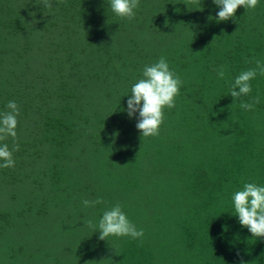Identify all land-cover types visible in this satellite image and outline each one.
Segmentation results:
<instances>
[{"label":"trees","instance_id":"16d2710c","mask_svg":"<svg viewBox=\"0 0 264 264\" xmlns=\"http://www.w3.org/2000/svg\"><path fill=\"white\" fill-rule=\"evenodd\" d=\"M51 3L0 0V112L9 101L20 111L15 167L0 168V239L49 224L45 245L15 233L0 242V264H264V239L240 225L232 199L245 183L264 186V76L230 95L264 62V0L220 23L213 0H140L131 22L109 0ZM162 56L180 94L159 136L141 138L128 95ZM116 204L142 242L99 239Z\"/></svg>","mask_w":264,"mask_h":264},{"label":"clouds","instance_id":"9594fccd","mask_svg":"<svg viewBox=\"0 0 264 264\" xmlns=\"http://www.w3.org/2000/svg\"><path fill=\"white\" fill-rule=\"evenodd\" d=\"M109 2L111 11L116 16L131 22L135 18V10L138 8L140 0H109ZM189 2L199 5L201 0H189ZM213 3L220 9L217 13V23L229 20L236 22L235 14L238 8L243 7L246 11L255 10L259 0H213ZM42 4L46 9H51L53 6L51 0H42ZM212 19L213 17H208L209 21ZM33 23H36V21H33ZM255 65L254 68L241 72L235 78L230 89L233 104L240 97L251 94V81L258 74L264 76V62L256 60ZM217 76L221 79L224 78V66L220 67ZM181 85L180 77L170 70L169 64L163 56L157 62L144 67L143 78L132 86L131 94L128 95L127 100L129 118L139 113L136 128L141 133V138L159 136L161 125L164 123V110L166 108L171 110L176 107V98L180 94ZM258 103L259 97H256L251 103L242 101L239 107L251 111ZM7 109L8 111L0 112V142L12 138L14 146L10 150L7 143H0V168L15 167L13 152L19 151V144L15 143L18 126L17 117L20 115L19 106L15 101H9ZM118 135V132L114 133V136ZM232 199L240 225L247 228L252 237L264 239V186L245 183L243 190L236 191ZM82 203L84 207H91L101 204L103 201L99 198L95 201L85 199ZM87 224L89 227L93 226L92 221H88ZM98 231L100 233L99 239L102 241L108 237H130L142 242L144 237L143 229L138 230L136 228L119 204L104 211L102 218L99 220ZM88 264H97V262L89 261ZM240 264H245V262L241 260Z\"/></svg>","mask_w":264,"mask_h":264},{"label":"rangeland","instance_id":"374dc122","mask_svg":"<svg viewBox=\"0 0 264 264\" xmlns=\"http://www.w3.org/2000/svg\"><path fill=\"white\" fill-rule=\"evenodd\" d=\"M27 227L21 229L19 228L17 231H10L8 239H0V242L6 245H13L14 244V233L18 237L20 242H25L29 244L28 238H34L42 245H45L46 238L48 237V223L45 220H29ZM6 254V253H2Z\"/></svg>","mask_w":264,"mask_h":264}]
</instances>
